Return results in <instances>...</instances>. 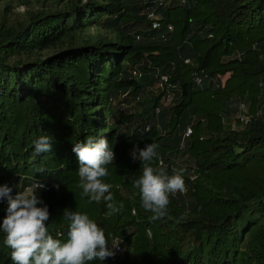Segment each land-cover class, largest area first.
Returning <instances> with one entry per match:
<instances>
[{
  "label": "trees",
  "instance_id": "1",
  "mask_svg": "<svg viewBox=\"0 0 264 264\" xmlns=\"http://www.w3.org/2000/svg\"><path fill=\"white\" fill-rule=\"evenodd\" d=\"M0 2V187L15 196L42 183L37 206L62 242L66 209L88 214L110 249L119 241L121 255L87 264H264V0H55V9L42 0L10 25L13 3L26 0ZM160 76L164 90L146 91ZM44 135L51 151L37 154ZM89 137L114 152L103 180L123 208L112 215L79 186L72 148ZM151 143V166L183 169L186 186L155 221L133 186L143 162L132 153ZM7 207L0 200V226ZM5 240L0 228V264H13Z\"/></svg>",
  "mask_w": 264,
  "mask_h": 264
},
{
  "label": "clouds",
  "instance_id": "2",
  "mask_svg": "<svg viewBox=\"0 0 264 264\" xmlns=\"http://www.w3.org/2000/svg\"><path fill=\"white\" fill-rule=\"evenodd\" d=\"M134 71L142 76L136 69L132 70V75ZM141 76L133 75L136 79ZM221 81L224 83L225 80L221 79ZM157 82L159 85L160 78ZM165 85L166 83L159 86L164 90ZM158 111L157 108L156 113ZM188 128L191 130L190 127ZM34 143L37 154L51 151V138L47 135L41 136ZM157 148V144L151 143L139 150L138 157L135 151L132 153L134 160L139 159L143 162L142 175L133 181V186L139 189L142 207L153 213L151 217L153 221L167 215L170 194L175 195L176 192L182 194L186 191L183 169H173L174 174L168 175L162 160L160 167L151 166L153 159L158 156ZM72 151L79 161L78 176L79 186L83 190L82 195L89 197V202L105 201L109 209L107 215L119 212L123 205L118 207L111 202L113 201L110 193L112 186L103 180L109 174L107 165L114 161V152L107 140H94L89 137L83 142L75 143ZM43 187L42 183L36 182L15 196L11 195L12 189L8 186L0 187V200L6 199L8 204L7 215L0 228L6 234L5 244L12 249L13 264H87L94 260L104 261L115 255L113 249H116L120 243H112L110 249L105 231L90 219L88 214L79 211L73 212L67 209L64 211L63 218L70 222L67 240L62 242L61 239L54 238L45 224L49 219L48 207L37 206L42 203L37 196V190ZM148 234L151 236L150 229ZM56 235L59 237L62 234Z\"/></svg>",
  "mask_w": 264,
  "mask_h": 264
},
{
  "label": "rangeland",
  "instance_id": "3",
  "mask_svg": "<svg viewBox=\"0 0 264 264\" xmlns=\"http://www.w3.org/2000/svg\"><path fill=\"white\" fill-rule=\"evenodd\" d=\"M42 0H29L27 1L26 0V4H15L13 3L12 7L11 8V12L8 14V17H7V23L10 25V24H13V23H16V22H20L22 20V14L24 12H27V11H40L42 9L41 7V2ZM60 5L58 6V8H61L62 7V4L64 3L63 1H60ZM47 3H48V6H50V9H55L57 6H55L54 3L55 0H47ZM4 8V3L3 2H0V22H1V12ZM146 41L145 39H143V37L141 35H137L135 36V42L136 43H142ZM49 52H46L45 55H48ZM187 63V61H185ZM227 76L225 77H221V79L224 81L226 79ZM159 82H157L156 84H154L153 86H150L149 88L146 89V91H149V92H152V94L154 95H159L160 94V86L158 85ZM171 92L170 93H166L163 94L162 98H163V102L168 105L171 101ZM168 95V99H166V96ZM125 97V95L122 96V98ZM121 104L122 101L120 100V97H118L117 99H115L113 101V105H116V104ZM135 102H130L129 104H125L123 108L124 111H126L127 109H130L131 110V107L134 105ZM243 110L241 111V115H243V118L246 119L248 118L247 116V111H248V106L246 107H243L242 108ZM121 127V131H122V126ZM234 129H237V125H233L232 126ZM134 128V127H133ZM123 252L122 248L119 252V254H121Z\"/></svg>",
  "mask_w": 264,
  "mask_h": 264
},
{
  "label": "built area",
  "instance_id": "4",
  "mask_svg": "<svg viewBox=\"0 0 264 264\" xmlns=\"http://www.w3.org/2000/svg\"><path fill=\"white\" fill-rule=\"evenodd\" d=\"M148 18L149 20L151 21V25H152V28L153 29H157L159 27V20H160V17L158 15H155L154 13H149L148 14ZM169 31H172V27H168ZM188 62V61H187ZM133 75L134 76H137V77H140V73H138L137 71H134L133 72ZM196 82L199 83L200 80L199 79H196ZM165 83H167V77L166 76H161L160 77V86L164 85ZM166 99H168V97H166ZM243 107H246L244 104H241L240 107H239V115H240V118L241 120L243 121H247L248 118L244 119L243 118V115H241V111L243 110L242 108ZM257 115H261V111H258ZM234 125V122L232 123V126ZM191 133V130L189 128L186 129V131L184 132V135H183V138H186L190 135ZM184 192H182L183 194ZM119 243L117 241V239L113 240V243ZM121 248H120V245L118 244V247L116 249H113V251H115V255H119V252H120Z\"/></svg>",
  "mask_w": 264,
  "mask_h": 264
}]
</instances>
